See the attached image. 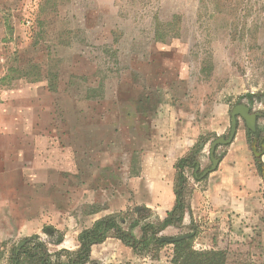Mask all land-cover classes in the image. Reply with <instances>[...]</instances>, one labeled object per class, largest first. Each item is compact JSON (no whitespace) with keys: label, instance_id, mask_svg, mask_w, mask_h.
<instances>
[{"label":"rangeland","instance_id":"374dc122","mask_svg":"<svg viewBox=\"0 0 264 264\" xmlns=\"http://www.w3.org/2000/svg\"><path fill=\"white\" fill-rule=\"evenodd\" d=\"M239 101L261 113L264 136V0H0V264L36 234L51 253L77 250L98 220V198L107 201L133 163L140 168L157 113L201 121L228 103L230 120ZM238 121L264 178L255 137ZM214 134L198 138L200 167L185 169L189 202L214 173L202 176ZM31 207L38 232L7 230V209ZM192 212L197 249H224L227 264H264V211L251 219ZM191 221L162 234L185 233ZM172 256L166 245L164 261L152 264H173Z\"/></svg>","mask_w":264,"mask_h":264},{"label":"crops","instance_id":"0c3cea01","mask_svg":"<svg viewBox=\"0 0 264 264\" xmlns=\"http://www.w3.org/2000/svg\"><path fill=\"white\" fill-rule=\"evenodd\" d=\"M229 107L228 103H222L216 107L213 115L201 121L193 120L196 117L186 115L182 118L183 115L176 114V118L175 116L170 118L169 114L166 117L165 113H157L153 123L156 131L153 136H148L149 145L141 152V162L138 165L140 168L134 172L133 163L125 178L118 179L110 185L108 200L98 198V219L115 212L143 206L151 208L161 219L165 218L176 203L174 190L176 162L191 152L201 135L214 132L223 137L229 121L231 123ZM184 113L188 112L184 110ZM164 116L166 121L163 119ZM218 158L220 159L218 167L208 177L205 186H193L190 198L192 214H200L202 208L209 207L213 214L225 216L236 214L251 219L263 215L261 190L264 178L258 175L257 167L248 151L246 131L239 121L234 141L227 147L225 155ZM262 161L264 162V154ZM7 174L8 172L5 174L6 178L12 175ZM32 209L34 208H20L18 212L7 209L5 212L7 222L4 223L7 230L12 229V233L19 234L24 231L38 232L40 221L38 217L34 218ZM24 215L26 218H23ZM191 217V212H188L184 223L188 219L191 220ZM170 228L174 226H168L163 232ZM91 258L94 264H152V261L157 263L164 261L141 257L112 235L92 246Z\"/></svg>","mask_w":264,"mask_h":264},{"label":"trees","instance_id":"16d2710c","mask_svg":"<svg viewBox=\"0 0 264 264\" xmlns=\"http://www.w3.org/2000/svg\"><path fill=\"white\" fill-rule=\"evenodd\" d=\"M170 24L173 23H168V25ZM247 96L249 101L253 102L254 94H247ZM239 104L247 105L240 101L236 105ZM247 106L250 107V111L253 109L251 105ZM246 129L250 141L252 138L257 137L264 142V137L259 136V128L257 126L255 131L248 128V126H246ZM213 136L220 137L217 134ZM199 151V144L196 143L189 154L176 162L177 174L174 185L176 203L165 218L161 219L156 215L155 220L150 219L153 210L146 206L109 214L98 219L91 228L84 229L80 233V246L75 251L61 249L51 253L48 251L45 242L40 240L38 234L25 237L23 241L26 244L21 247L18 254H16V247L13 248L10 264H94L91 258L92 246L103 242L109 235L120 239L141 257L149 256L154 260H159L164 247L172 245L173 256L171 261L173 264H227L226 250L215 248L197 249L195 247L194 241L198 232L194 228L195 222L192 217L191 230L173 236L162 234L168 226L178 227L182 225L186 214L191 212L190 202L185 197V190L189 186L185 169H194L197 166V153ZM257 166L261 167L259 161H257ZM190 191H192V188H190ZM128 221L129 227L125 228L124 224L128 223ZM138 227L141 230L140 236L135 233V229ZM62 241L63 238L60 237L56 243H61Z\"/></svg>","mask_w":264,"mask_h":264},{"label":"water","instance_id":"95a60500","mask_svg":"<svg viewBox=\"0 0 264 264\" xmlns=\"http://www.w3.org/2000/svg\"><path fill=\"white\" fill-rule=\"evenodd\" d=\"M260 115H261V113H259V112H251L250 107H248L245 104L236 105L232 109V111H231V128H230L229 136L227 138L224 136L219 137L212 142L210 156H211V160H212L213 165H212V167L206 169L203 172L202 176L209 174L210 172L214 171L218 167L220 159L218 157H216V155H215L216 149L220 145H227V144H230L234 141L236 134H237V131H238V118H239V116L245 120V123L248 126V128L255 131L256 130L257 117ZM256 144H257V139H255L253 141V149H254L255 154L257 155V159L259 161H261L262 155L264 154V149L262 151H257ZM199 167H200V165L197 166V168H199ZM24 243H25V241H22V243L20 244V246L16 250V254H18V252L20 251V249L24 245Z\"/></svg>","mask_w":264,"mask_h":264},{"label":"flooded vegetation","instance_id":"af4514ba","mask_svg":"<svg viewBox=\"0 0 264 264\" xmlns=\"http://www.w3.org/2000/svg\"><path fill=\"white\" fill-rule=\"evenodd\" d=\"M263 137H264V136H263ZM256 138H257V137H255V139H256ZM257 140H258V144L261 145V142H262L261 139L259 140V138H257Z\"/></svg>","mask_w":264,"mask_h":264}]
</instances>
